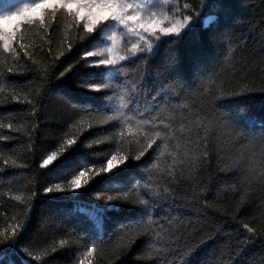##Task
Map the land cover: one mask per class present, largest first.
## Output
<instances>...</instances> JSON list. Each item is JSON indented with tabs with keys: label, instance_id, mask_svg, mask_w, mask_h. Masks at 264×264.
Returning a JSON list of instances; mask_svg holds the SVG:
<instances>
[{
	"label": "trees",
	"instance_id": "trees-1",
	"mask_svg": "<svg viewBox=\"0 0 264 264\" xmlns=\"http://www.w3.org/2000/svg\"><path fill=\"white\" fill-rule=\"evenodd\" d=\"M175 2L193 3L199 10L194 0ZM209 15L218 19L205 28L203 20ZM82 36V29H66V21L61 20L54 28L22 25L17 32L18 42L13 44L20 51L19 58L5 53L0 46V125H4L0 127V136L8 137L0 146V233L10 235L14 225L25 221L30 197L38 194L15 249L0 248L2 264H20L24 257L19 251L22 248L33 256L39 255L43 264H79L91 240L100 236L103 243L98 242L89 257L92 264H183L181 256L186 255V250L204 240L207 242L187 256L186 264H264V95L256 93L249 101L248 119L237 121L228 108H221L209 110L208 119L218 121L216 127L205 130L201 126L197 133L194 126L199 93L203 92L202 88L197 92L199 73L218 74L213 86L223 83L233 91L241 83L257 87L264 83V0H223L219 8H205L192 31L179 43H162L151 59L148 91L141 99V110L148 108L151 115L158 117L157 123L163 120L170 124L175 136L171 141L173 147L160 157L159 168H152V155L146 154L143 163L132 160L128 169L113 177L122 182L120 188L109 189L106 181L93 177L76 193H44L45 187L57 183L67 188L68 181L81 168L105 166L106 158L118 149L132 156L140 150L134 120L129 128L101 126L99 121L105 120L111 111L78 109L80 102L92 97H96L94 107H103L100 100L105 91L90 93L87 84L109 82L85 78L83 52L91 47L81 42ZM21 43L23 50L19 49ZM68 43L73 44L71 49L67 48ZM173 57L177 63L172 75L178 74L179 83L189 95L174 87L153 100V78L158 73L161 77L169 76L163 71L164 63ZM88 60L92 62V58ZM69 65L72 67L60 77ZM121 67L126 76L117 75L112 83L127 88L130 96L140 77L135 65ZM8 68L13 69L12 74L7 73ZM57 78L61 87L53 86ZM168 82L166 79L165 83ZM13 95L21 101L25 97L32 101L35 113L33 105L13 101ZM124 99L127 101V97ZM161 105L167 110L161 111ZM197 135L198 147L184 145L185 140H195ZM69 139L76 143L68 146ZM97 140L102 142L97 144ZM176 143L197 156L194 165H173L169 153L176 151ZM61 147L65 151L58 161L42 168V160ZM5 159L9 162L6 171ZM125 191L130 199L151 198L152 223L145 218L143 227L117 229V223L127 218L126 210L134 207L132 204L124 205L120 212H106L99 226L87 211H80L81 204L103 207L108 195ZM97 195L101 199L97 200ZM17 196L20 201L15 199ZM245 224L253 233L244 229ZM145 229L147 235H137ZM121 236L124 240L136 237L124 255L115 248ZM61 240L66 241L63 247ZM53 248L57 250L53 252Z\"/></svg>",
	"mask_w": 264,
	"mask_h": 264
},
{
	"label": "snow or ice",
	"instance_id": "snow-or-ice-1",
	"mask_svg": "<svg viewBox=\"0 0 264 264\" xmlns=\"http://www.w3.org/2000/svg\"><path fill=\"white\" fill-rule=\"evenodd\" d=\"M194 3L199 6V10L193 6V3L184 2L180 4L175 2V0H29V2L17 0L16 4H8L0 0V5H2L0 6V46H2L5 53H13L19 58L20 51L13 44L18 42L17 32L21 30L22 25L33 26L38 24L41 28H54L61 20H64L66 21V29H82L84 36L80 38L81 42L85 46L97 49L96 51L83 52L86 70L85 78L88 80L107 79L109 82L87 84V91L90 93L105 91L106 94L100 100L103 107H94L96 97H92L80 102L77 106L78 109L97 112L111 111V115L107 116L105 120L99 121L101 126L111 124L113 128L121 125L124 128H129L134 120L137 129L136 143L140 146V150L135 156H132L131 153L121 152L118 149L110 157L106 158L105 166L89 169L81 168L78 174L72 176L68 181L69 186L67 188L57 183L53 186L45 187L43 189L44 193H52L54 191L76 193L77 190L87 185L93 177H100L101 180L106 181V187L109 189L120 188L123 186L122 182L114 181L113 177L128 169L132 160L143 163L142 158H147L146 154L152 155L154 161L152 168H159L160 157L165 152H168L170 147H173L171 141L175 139L174 129L170 124H165L163 120H159L157 123L158 117L151 115L148 108L141 110V99L146 96L148 91V77L151 75L150 61L158 53L161 44L167 43L171 46L174 43H179L183 36L192 31L195 24L200 21L201 14L205 8L211 6L219 8L223 0H194ZM217 19L218 17L215 15L205 17L203 27H209ZM20 39H23V36ZM133 40L135 42H132ZM102 44L104 45L103 47H101ZM72 47V43L67 44L68 49ZM19 49H24L22 43L19 44ZM121 52L125 54L121 55ZM24 54L28 55L27 52ZM88 58H92L91 63H89ZM138 60L142 61V63L136 64ZM176 63L177 60L174 57L166 60L163 71L169 73V76L167 78L161 77L158 73L153 78L156 81V92L152 96L153 100L156 99V96L162 95L166 90L171 91L174 87H179L185 96L189 95L179 83L178 74L172 75ZM122 64L135 65L136 75L140 77L138 82H134L130 96L127 88H122L121 85L112 83L115 76H126V70L121 67ZM101 66H104V68L102 69ZM71 67L69 65V68L61 72L60 77H63ZM104 72H107V76L103 74ZM7 73L12 74L13 69L8 68ZM217 75L215 73H199L197 77L200 80L197 92H199V88L203 89V92L199 93L201 99L194 124L197 133L201 126L205 130L217 126L218 121L214 118L208 119L209 110L214 112L217 109L228 108L237 121H243L249 118L248 113L251 108L249 101L253 96L256 93L264 95V83L259 87L251 83H241L235 91L225 88L223 83L213 86ZM166 79L169 81L168 83H165ZM53 86H62L59 78H57V82ZM125 97H127V101H125ZM241 98L246 99L242 100ZM117 99L120 100L119 103H112V101ZM12 100L33 105V112L35 113V105L32 101H28L26 97L24 101H21L19 96L13 95ZM160 110L164 111L167 108L165 105H161ZM129 113H134L135 115ZM145 113L148 114L147 118H145ZM15 114L19 115L20 113ZM135 116L140 118L136 119ZM202 122L204 123L202 124ZM0 127H4V125H0ZM7 128L11 129L12 125L8 124ZM181 128L183 130L184 126L181 125ZM121 136L123 137V133H121ZM7 139L8 137L0 136V146ZM199 139L200 137L197 135L195 140H185L184 145L192 144L198 147ZM101 142L100 140L96 141L97 144ZM261 142L264 143V136L261 137ZM75 143L74 139L67 140L68 146H72ZM174 147L176 151L169 153L173 165L185 163L194 165L196 163L197 156L191 149L187 147L182 149L180 143H176ZM64 151L65 148L61 147L58 151H53L47 155L42 160L41 167L46 168L52 165L54 161H58V156ZM204 155L206 156V153ZM8 163L7 159L3 161L5 171ZM12 164H16L15 160L12 161ZM136 187L137 185H133V188ZM37 195V193H33L32 197H30L29 204L25 209V221L14 225L10 235L0 233V236H2L0 238V248L11 247L15 249L19 235L26 226L27 220L30 219L31 208ZM144 195L147 196V193ZM15 199L20 201L21 198L17 196ZM96 199L99 200L101 197L97 195ZM150 199V197L145 199L140 196L130 199L127 191L123 193L117 192L116 195H108L104 199V206H96L94 212L89 215L99 219L106 212H120L124 205L132 204L134 207L126 210L127 218L118 222L116 227L117 229H131L134 225L143 227L145 218H147V223H152L149 215ZM80 211H84V209L81 208ZM243 227L248 233H253V229L249 228L247 224L243 225ZM141 234L147 235V229L144 230V233H137V235ZM156 235L158 236L159 233ZM211 238L214 237H209V239ZM135 239L136 237L132 236L130 239L124 240V237L121 236L120 240L115 244L117 252L120 255L126 254ZM98 242L103 243L102 236L91 240L86 251L82 254V258L79 259V264H92V260L89 257L95 251ZM206 242V240L197 241L191 249L186 250V255L181 256L183 264H186L187 256H190L200 244ZM247 242L246 240L245 243ZM65 244L66 241H60L61 247L65 246ZM56 250V248L52 249L53 252ZM19 251L24 254L20 264H43L41 257L39 255L33 256L27 248L19 249ZM0 264H2V260H0ZM8 264H14V262L9 261Z\"/></svg>",
	"mask_w": 264,
	"mask_h": 264
},
{
	"label": "rangeland",
	"instance_id": "rangeland-1",
	"mask_svg": "<svg viewBox=\"0 0 264 264\" xmlns=\"http://www.w3.org/2000/svg\"><path fill=\"white\" fill-rule=\"evenodd\" d=\"M3 2H5V3H8V4H16L17 3V0H3ZM25 2H29V0H25ZM0 6H2V5H0ZM132 42H135L134 40L132 41ZM104 45L102 44L101 45V47H103ZM129 47H130V44H129ZM97 49L96 48H94V47H91V49H90V51H96ZM121 55H124L125 53L124 52H121L120 53ZM106 58V57H105ZM104 67V66H103ZM110 70V69H109ZM105 74H106V76H107V72H105ZM79 208L81 209H84L85 211H87L88 212V214H90V213H92V212H94V210H95V208H93V207H91V206H87V205H85V204H81L80 206H79ZM91 216V215H90ZM93 219H94V222H95V224L97 225V226H99L100 225V218L99 219H97V218H95V217H93V216H91Z\"/></svg>",
	"mask_w": 264,
	"mask_h": 264
}]
</instances>
